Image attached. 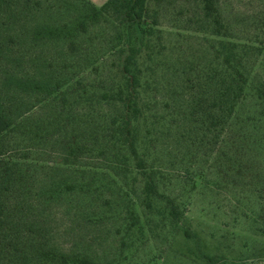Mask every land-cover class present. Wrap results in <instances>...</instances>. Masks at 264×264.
<instances>
[{"label":"trees","instance_id":"1","mask_svg":"<svg viewBox=\"0 0 264 264\" xmlns=\"http://www.w3.org/2000/svg\"><path fill=\"white\" fill-rule=\"evenodd\" d=\"M82 1L89 12L75 24L42 27L34 37L62 38L68 52L76 55V36L113 23L123 42L111 49L110 64L93 65L89 77L60 74L47 79L3 72L0 58V250L14 252L23 264H96L74 244L58 249L44 235L31 237L44 225H34L29 218L58 206L65 197L87 199L111 188L122 175L140 176L144 216L181 224L186 208L182 199L196 187L192 150L181 157V172L172 175L170 167L176 165L161 162L160 139H222L248 103L252 76L262 65L257 57L264 53V19H253L254 30L241 38L220 0H186L174 13V27L209 42L197 58L174 57L158 30L164 15L159 8L180 0H106L101 5ZM6 3L11 7L12 0H0V6ZM3 54L7 56L9 48L0 45ZM72 67L64 63L60 69L69 73ZM256 94L257 102L264 101V85ZM28 97L36 111H23ZM77 105L87 107L82 114L70 115L69 109ZM259 116L261 120L263 111ZM36 174L39 180L34 181ZM172 180L182 185L177 197L162 191ZM134 205L127 208L129 229L140 221ZM109 214L91 212L86 217L97 222ZM17 220L25 227L22 233L15 231ZM184 235L194 238L189 229ZM26 238L27 251L20 248ZM200 256L206 264H226L217 255Z\"/></svg>","mask_w":264,"mask_h":264},{"label":"rangeland","instance_id":"2","mask_svg":"<svg viewBox=\"0 0 264 264\" xmlns=\"http://www.w3.org/2000/svg\"><path fill=\"white\" fill-rule=\"evenodd\" d=\"M180 1L159 8L164 15L159 17L158 30L174 57L197 58L209 42L204 36L174 27V13L186 3ZM220 1L241 38L249 37L254 30L253 19H264V0ZM88 12L82 0H12L11 7L7 3L0 6V45L9 48L7 56H0L2 71L24 77L56 79L65 74L82 78L91 76L93 65L110 64L114 60L111 49L123 42L113 23L93 26L86 35L76 36V55L68 52V43L62 38L34 37L42 27L75 24ZM257 58L262 65L252 76L248 103L231 121L222 139L159 141L160 152L168 148L164 153L158 152L161 162L169 166L173 161L176 165L170 167L172 175L181 172V157L192 150L190 167L197 174L196 187L182 199L186 208L181 224L144 216L140 206L142 180L138 175L134 179V174L128 179L124 175L117 177L111 188L88 195L87 199L79 195L65 197L43 214L30 215V223L44 225L42 232L30 236L38 239L44 235L58 249L67 250L74 244L79 253L91 255L96 264H206L202 253L217 255L226 264H264V116L259 118V113H264V101L256 100V89L264 85V53ZM64 63L73 64L69 73L60 69ZM2 85L0 82V90ZM29 99L23 111H36V103ZM86 107L73 106L69 114H82ZM35 177L38 179L34 181L39 180L38 174ZM162 187L164 193L173 197L181 194L179 181L172 180ZM132 204L140 221L129 229L127 208ZM104 211H109V216L97 222L86 217L91 212ZM22 224L17 220L15 231L22 233ZM186 229L191 231L192 240L185 238ZM23 242L20 248L25 246L23 250L27 251L28 238ZM16 255L0 250V264H23Z\"/></svg>","mask_w":264,"mask_h":264},{"label":"crops","instance_id":"3","mask_svg":"<svg viewBox=\"0 0 264 264\" xmlns=\"http://www.w3.org/2000/svg\"><path fill=\"white\" fill-rule=\"evenodd\" d=\"M94 3H98V5L103 4L106 0H92Z\"/></svg>","mask_w":264,"mask_h":264}]
</instances>
